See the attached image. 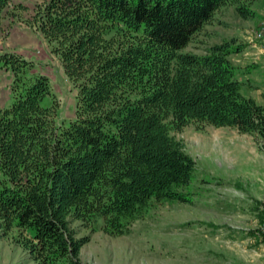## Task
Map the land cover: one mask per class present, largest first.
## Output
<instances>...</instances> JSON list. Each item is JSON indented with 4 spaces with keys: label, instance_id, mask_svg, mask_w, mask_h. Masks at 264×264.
<instances>
[{
    "label": "trees",
    "instance_id": "16d2710c",
    "mask_svg": "<svg viewBox=\"0 0 264 264\" xmlns=\"http://www.w3.org/2000/svg\"><path fill=\"white\" fill-rule=\"evenodd\" d=\"M253 4L43 1L26 22L75 87L74 116L57 122L50 79L33 60L0 49V69L12 72V101L0 106L1 235L34 264H85L81 227L126 235L151 206L190 201L196 163L174 131L226 126L264 151V103L243 93L247 79L239 77L256 65L230 58L245 43L223 38L200 53L185 49L221 7L252 19ZM9 5L0 0V26Z\"/></svg>",
    "mask_w": 264,
    "mask_h": 264
},
{
    "label": "rangeland",
    "instance_id": "374dc122",
    "mask_svg": "<svg viewBox=\"0 0 264 264\" xmlns=\"http://www.w3.org/2000/svg\"><path fill=\"white\" fill-rule=\"evenodd\" d=\"M43 1L10 0L0 26V49L34 61V70L50 79L58 99L57 122L67 121L74 116L76 89L46 40L26 22ZM252 8L255 17L244 19L233 6L221 7L185 49L200 53L206 44L223 38L245 43L230 58L241 67L256 65L239 77L247 79L243 93L264 103V53L255 37L258 29H264V0H254ZM11 82V70L0 69L1 107L12 101ZM173 134L196 163L190 201L151 206L126 235L81 227L79 234L89 235L80 250L81 260L85 264H264V241L258 232L264 233V151L253 136L226 126L198 129L191 123ZM0 264L34 262L0 233Z\"/></svg>",
    "mask_w": 264,
    "mask_h": 264
},
{
    "label": "built area",
    "instance_id": "2783aa9c",
    "mask_svg": "<svg viewBox=\"0 0 264 264\" xmlns=\"http://www.w3.org/2000/svg\"><path fill=\"white\" fill-rule=\"evenodd\" d=\"M255 37L259 40V48L262 53H264V29H258V31L255 33ZM261 231H264V222L261 227Z\"/></svg>",
    "mask_w": 264,
    "mask_h": 264
},
{
    "label": "crops",
    "instance_id": "0c3cea01",
    "mask_svg": "<svg viewBox=\"0 0 264 264\" xmlns=\"http://www.w3.org/2000/svg\"><path fill=\"white\" fill-rule=\"evenodd\" d=\"M260 51V50H259ZM232 57V56H231ZM257 64H260V62L259 63H257ZM254 98V97H253Z\"/></svg>",
    "mask_w": 264,
    "mask_h": 264
}]
</instances>
